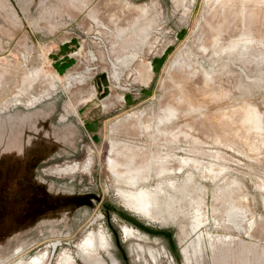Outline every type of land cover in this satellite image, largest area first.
<instances>
[{"label": "rangeland", "instance_id": "374dc122", "mask_svg": "<svg viewBox=\"0 0 264 264\" xmlns=\"http://www.w3.org/2000/svg\"><path fill=\"white\" fill-rule=\"evenodd\" d=\"M44 251L264 264V0H0V264Z\"/></svg>", "mask_w": 264, "mask_h": 264}, {"label": "flooded vegetation", "instance_id": "af4514ba", "mask_svg": "<svg viewBox=\"0 0 264 264\" xmlns=\"http://www.w3.org/2000/svg\"><path fill=\"white\" fill-rule=\"evenodd\" d=\"M91 161H87L83 166L88 168L90 166ZM78 168V165H74V166H68L62 169V171H68V170H72L75 171ZM237 207L235 206H231V208L229 209V213L230 214H236L237 213ZM201 225V220L199 217H197L196 219V227H194L193 229H197L199 228V226ZM200 233L199 231H197L196 237L190 241L188 243V247L184 248L182 250V252L185 255H188L190 253V251L192 250L193 253L195 255L200 254V247H201V243H200ZM83 249L87 252L91 251V249L94 247V240L92 236H88L84 239L82 245ZM122 247V246H120ZM152 256L155 257L153 251L151 252ZM48 256H49V252L48 251H44L42 254L34 257L33 259H35V263L34 264H45V262L48 260ZM70 260H72V256L71 254L66 251L64 256L62 257V259L60 260L59 264H67ZM33 261V260H32ZM112 264H118V261L116 258H112ZM33 264V263H30ZM92 264H103L101 261H94Z\"/></svg>", "mask_w": 264, "mask_h": 264}, {"label": "water", "instance_id": "95a60500", "mask_svg": "<svg viewBox=\"0 0 264 264\" xmlns=\"http://www.w3.org/2000/svg\"><path fill=\"white\" fill-rule=\"evenodd\" d=\"M121 214L123 216H125L127 219H129L130 221H132L133 223H135L136 225H138L139 227L147 230L148 232H151V233H155V234H165L167 235L170 240H171V246L175 252L176 255L179 254L178 252V249L173 241V232L171 230H167V229H164V228H155V227H152L150 225H148L147 222H142L141 220H139L138 218L132 216L131 214H128V213H125V212H121ZM182 251V249H180V252Z\"/></svg>", "mask_w": 264, "mask_h": 264}, {"label": "crops", "instance_id": "0c3cea01", "mask_svg": "<svg viewBox=\"0 0 264 264\" xmlns=\"http://www.w3.org/2000/svg\"><path fill=\"white\" fill-rule=\"evenodd\" d=\"M16 100H18V101H19V100H21V99H16Z\"/></svg>", "mask_w": 264, "mask_h": 264}, {"label": "bare ground", "instance_id": "6f19581e", "mask_svg": "<svg viewBox=\"0 0 264 264\" xmlns=\"http://www.w3.org/2000/svg\"><path fill=\"white\" fill-rule=\"evenodd\" d=\"M92 126H93V125H92ZM92 126H91V127H92Z\"/></svg>", "mask_w": 264, "mask_h": 264}]
</instances>
